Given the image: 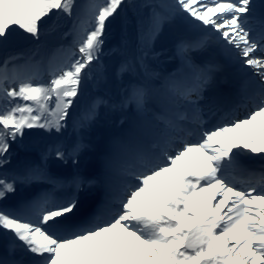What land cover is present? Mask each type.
Returning a JSON list of instances; mask_svg holds the SVG:
<instances>
[{
	"label": "snow or ice",
	"instance_id": "6c2138e0",
	"mask_svg": "<svg viewBox=\"0 0 264 264\" xmlns=\"http://www.w3.org/2000/svg\"><path fill=\"white\" fill-rule=\"evenodd\" d=\"M129 7L148 10L138 34L141 55L121 60L109 74L102 64L108 30ZM60 16L73 21L65 35L74 39L56 50L61 62L54 57L45 65L35 59L38 42ZM177 21L202 33L178 44L182 68L158 87L125 84L126 75L147 73L146 49ZM17 40L37 47L0 61V264H264V18H257L253 0H0V47ZM210 45L247 78L239 91L250 107L243 117L224 111L208 126L202 102L220 65L198 63L192 54ZM89 80L97 87L111 80L119 99L95 96L75 130L101 107L134 105L155 120L121 141L107 161L108 214L77 216L81 194L90 198L96 183L79 170L66 199L53 191L14 199L20 185L47 180L56 187L46 172L49 157L79 168L81 142L57 143L41 164L7 170L26 130L63 133ZM249 82L256 84L253 95Z\"/></svg>",
	"mask_w": 264,
	"mask_h": 264
},
{
	"label": "rangeland",
	"instance_id": "374dc122",
	"mask_svg": "<svg viewBox=\"0 0 264 264\" xmlns=\"http://www.w3.org/2000/svg\"><path fill=\"white\" fill-rule=\"evenodd\" d=\"M262 0H253V5L259 4ZM145 2H148V0H137L136 4L140 5ZM147 9L144 8H137V15L140 17V21L146 20L147 15ZM61 33L65 32V25L61 22L57 28ZM191 30L193 31L194 28L191 27V25L186 24L182 21H177L175 23L166 25L164 28V31L161 35L163 36H171V38H168L167 41L161 42L162 37H160L151 44L147 49V57L145 59V64L147 65V73H145L143 70L139 71L135 76H125L124 81L127 84L130 80H142L141 72L147 77L151 78H157L159 79V82L163 81L161 79V69L164 70L165 64H168V61L171 57L169 56V48L175 47L178 50V44L181 41H188L190 40L193 35H191ZM197 30V29H196ZM195 31V30H194ZM193 31V32H194ZM199 33H201L199 31ZM138 34L139 31H135L133 28H129L127 30V42L126 47L124 46V50L122 52L123 59H136L141 55V52L139 50V43H138ZM202 34V33H201ZM215 47V45H213ZM162 49V54L164 53L165 56H163L162 59L159 61H156L155 58H153L154 55L158 54L160 50ZM16 54V53H14ZM174 57H178L181 61V54L177 52V55ZM36 60H40L39 58L35 57ZM18 63H24V60L21 59L18 61ZM119 62L113 63V67H115ZM183 65L181 64L180 67ZM111 85H113V82L111 80L109 81ZM110 85V86H111ZM112 99V98H111ZM119 95L116 98H113V102H118ZM89 105L86 107H80L79 104H77L74 118L71 120V122L68 124L67 128L63 131L62 134H56V133H44L43 138H32L30 135L24 136L23 139H25L26 143H33L37 145V147L41 150V155L44 154L51 146L56 145L57 143L63 144L65 146H70L76 142H81L84 145L83 150L80 153L79 156V168L77 169L74 167L71 162L65 164L61 161H57L52 157H49L47 160L46 166L56 167L58 170H61L64 174L70 173L71 170H74L79 172L81 174H85L88 171V164L92 158H98V153H104V151L107 149L109 144V138L113 135H115L119 124L120 123H126L132 120V117H135V106H126V107H101L98 110V116L94 121H92L90 124L86 125L83 129L75 130L74 124L79 122L85 112L88 110ZM137 111V110H136ZM151 112H146L142 116V120L149 121L152 119V116L150 115ZM135 115V116H134ZM14 147H12V158L10 164L7 166V170H22L26 165L30 164H41L42 157L39 158H30V157H24L21 159L19 157L18 149L20 147L16 148V152L13 150ZM18 152V153H17ZM20 159V160H17ZM51 171V174H54V169ZM46 182V183H45ZM38 186L36 187V190H40L41 187L44 188L48 186L47 181H41V182H35ZM33 184V183H32ZM31 185V184H30ZM30 185H20L18 186V194L14 199H20L25 197L24 191L25 189L29 191H34ZM13 201H10L12 203Z\"/></svg>",
	"mask_w": 264,
	"mask_h": 264
},
{
	"label": "trees",
	"instance_id": "16d2710c",
	"mask_svg": "<svg viewBox=\"0 0 264 264\" xmlns=\"http://www.w3.org/2000/svg\"><path fill=\"white\" fill-rule=\"evenodd\" d=\"M80 4L87 3V0H77ZM133 4H136L137 0H131ZM81 18L86 19L83 9L81 10ZM65 25V32H60L57 30V26L60 23ZM73 21L65 16L52 17L47 25L44 26L42 31L44 34L41 36L39 44V52L37 53L38 58H41L45 65H47L49 60H52L55 57V62H61L63 60V54L57 53V49L63 47L67 49L73 42L74 34L65 35L69 33L72 29ZM140 18L137 15V8L129 7L125 13H122L119 18H117L110 29L108 30L107 39L105 43V55L102 57V64L108 70L109 74L112 71V57L119 58L121 54V48L123 47L126 40V31L127 28L133 27L139 29ZM56 45H55V44ZM37 47L36 43H32L24 40H17L7 49L0 47V61H2L7 54L14 53L17 51H22L24 53H29L28 50H35ZM101 85L97 87L93 81L89 80L87 85L82 87V95L78 97V104L80 107H86L93 98L99 94L112 95L113 97L117 96L116 85L110 86ZM116 89V90H115ZM77 103L73 106V109L70 111L69 120L73 118V113L76 109ZM31 134L34 132L37 133V136H42L44 134L43 130L32 129L29 130ZM24 141H22L23 143ZM18 145V144H14Z\"/></svg>",
	"mask_w": 264,
	"mask_h": 264
},
{
	"label": "bare ground",
	"instance_id": "6f19581e",
	"mask_svg": "<svg viewBox=\"0 0 264 264\" xmlns=\"http://www.w3.org/2000/svg\"><path fill=\"white\" fill-rule=\"evenodd\" d=\"M255 8L258 9V6L255 5ZM194 30H195V31H194ZM194 30H193V31L195 32V34H196V35H199V34H197V33H199V30H196V29H194ZM193 31L191 30L192 34H193ZM161 37H162V41H161V42L167 41L168 38H171V36L166 37V36H163V35H161ZM193 55L199 56L200 54H198V53H193ZM163 56H165V55H164V53L162 54V49H161L160 52H159L158 54H156V55L153 56V58H155L156 61H159L160 59L163 58ZM232 63H233V62H232ZM233 64H234V63H233ZM166 66H167V65H166ZM208 93H209V90L206 91V94H208Z\"/></svg>",
	"mask_w": 264,
	"mask_h": 264
}]
</instances>
